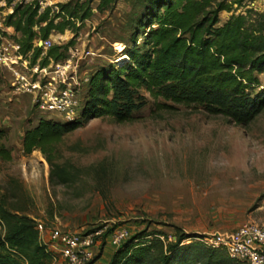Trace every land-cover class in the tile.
I'll use <instances>...</instances> for the list:
<instances>
[{
	"label": "rangeland",
	"instance_id": "obj_1",
	"mask_svg": "<svg viewBox=\"0 0 264 264\" xmlns=\"http://www.w3.org/2000/svg\"><path fill=\"white\" fill-rule=\"evenodd\" d=\"M29 1L7 5L0 0L1 21L16 3ZM69 1L44 0L40 11ZM143 1L115 0L101 13L95 0L92 17L76 36L66 30L48 40L52 46L74 41L68 50L83 57L80 74L91 77L102 66L116 67L118 48L131 46L136 34ZM239 1L227 0L231 12H221L220 23L242 11ZM8 33L17 38L13 29ZM137 34L141 45L140 30ZM35 41L39 47L42 41ZM258 79L259 86L247 91L250 97L264 89V73ZM9 82V72L0 68V145L11 150L10 161L0 160V206L8 211L47 227L98 231L103 250L109 247L103 235L118 228L129 232L127 240L140 232L162 233L172 243L186 236V245L203 244L204 238L231 233L248 222L264 225V109L237 126L198 106L154 100L139 90L132 94L130 120L91 118L64 135L55 163L70 166L73 180L56 184L41 153L22 150L24 131L49 118L35 111L28 97L13 95ZM85 94L86 86L83 103ZM55 264L64 263L57 256Z\"/></svg>",
	"mask_w": 264,
	"mask_h": 264
},
{
	"label": "trees",
	"instance_id": "obj_2",
	"mask_svg": "<svg viewBox=\"0 0 264 264\" xmlns=\"http://www.w3.org/2000/svg\"><path fill=\"white\" fill-rule=\"evenodd\" d=\"M13 1L6 0V4ZM43 1L16 3L3 19L4 26L17 35L21 54L31 53L32 64L41 57V66L49 59H65L74 41L53 45L43 56V48L34 46V41L44 42L52 33L61 35L66 30L76 36L92 17L95 0H70L40 11ZM114 3L99 0L95 9L103 13ZM221 12H231L227 0H144L131 46L122 51L125 61L116 67L102 66L90 77L81 117L73 122L39 119L23 133V153H41L52 183L71 182V167L55 163L64 135L91 118L107 116L119 123L130 120L132 94L139 90L154 100L198 106L237 126L250 123L264 109V89L254 97L247 94L259 86L258 76L264 73V13H232L220 23ZM138 30L141 45L136 44ZM0 160H11V150L2 145ZM0 223L4 229L0 264H53L55 256L40 243L33 219L0 206ZM166 238L162 233L140 232L118 247L107 264H243L222 249L199 243L182 245L186 236L173 243ZM103 246L89 264L101 257Z\"/></svg>",
	"mask_w": 264,
	"mask_h": 264
},
{
	"label": "built area",
	"instance_id": "obj_3",
	"mask_svg": "<svg viewBox=\"0 0 264 264\" xmlns=\"http://www.w3.org/2000/svg\"><path fill=\"white\" fill-rule=\"evenodd\" d=\"M241 13L252 10L264 13V0H243ZM0 18V68L10 74V89L15 96L30 99L32 108L50 120L73 122L81 117L83 101L81 92L90 77L79 73V60L74 50L67 51V57L60 61L49 62L41 66V57L31 63V53L21 54L20 45L8 33ZM6 34V35H5ZM8 35V36H7ZM37 46V42H34ZM43 46V47H42ZM42 48L52 46L50 40L42 42ZM87 52L86 55H90ZM39 241L46 250L60 257L64 264H89L97 255L101 241L100 232H75L47 227L41 221H35ZM129 237L126 229L118 228L106 238V244L117 249ZM206 247L222 249L227 256L243 264H264V225L248 222L235 231L214 234L201 241Z\"/></svg>",
	"mask_w": 264,
	"mask_h": 264
},
{
	"label": "crops",
	"instance_id": "obj_4",
	"mask_svg": "<svg viewBox=\"0 0 264 264\" xmlns=\"http://www.w3.org/2000/svg\"><path fill=\"white\" fill-rule=\"evenodd\" d=\"M115 250H116L115 248L110 247V246L104 248L103 253H102V255H101V257L105 256V257H104V261H103L102 264H107V263L109 262V260H110V258H111V256H112V254H113V252H114ZM101 257H100V258H101ZM94 264H95V263H94Z\"/></svg>",
	"mask_w": 264,
	"mask_h": 264
},
{
	"label": "bare ground",
	"instance_id": "obj_5",
	"mask_svg": "<svg viewBox=\"0 0 264 264\" xmlns=\"http://www.w3.org/2000/svg\"><path fill=\"white\" fill-rule=\"evenodd\" d=\"M118 51H119V53H120V56H119V58H118V60H117V63H118V64H122V63L125 61L126 58H125V57L123 56V54H122V53H123V52H122V51H123L122 49H119V48H118Z\"/></svg>",
	"mask_w": 264,
	"mask_h": 264
},
{
	"label": "water",
	"instance_id": "obj_6",
	"mask_svg": "<svg viewBox=\"0 0 264 264\" xmlns=\"http://www.w3.org/2000/svg\"><path fill=\"white\" fill-rule=\"evenodd\" d=\"M42 46V42H39V47H41Z\"/></svg>",
	"mask_w": 264,
	"mask_h": 264
}]
</instances>
